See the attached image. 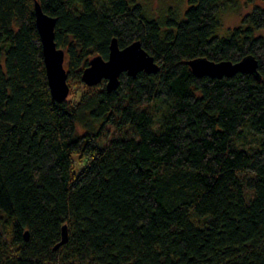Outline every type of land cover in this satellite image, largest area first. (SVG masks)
<instances>
[{
	"label": "trees",
	"instance_id": "obj_1",
	"mask_svg": "<svg viewBox=\"0 0 264 264\" xmlns=\"http://www.w3.org/2000/svg\"><path fill=\"white\" fill-rule=\"evenodd\" d=\"M227 1L160 22L135 0H0V264H264V9L219 36ZM37 4L71 79L113 39L140 40L159 71L56 100ZM250 55L259 77L189 64Z\"/></svg>",
	"mask_w": 264,
	"mask_h": 264
},
{
	"label": "water",
	"instance_id": "obj_2",
	"mask_svg": "<svg viewBox=\"0 0 264 264\" xmlns=\"http://www.w3.org/2000/svg\"><path fill=\"white\" fill-rule=\"evenodd\" d=\"M37 27L42 41L44 62L51 93L58 101L65 100L70 92L68 73L65 68V51L56 43L57 19L44 13L36 5ZM193 71L199 76L223 77L233 76L239 72L259 75V59L247 56L240 61L224 60L216 62L208 58H199L189 62ZM160 69L153 55L142 45L140 40L134 41L121 48L116 39H113L109 58L97 56L90 61V66L84 71L83 80L88 86H95L107 80L108 90L115 89L120 83L123 73L137 75L142 71L157 73ZM28 239V233H26ZM68 238L66 226L63 228V239L56 249L66 243Z\"/></svg>",
	"mask_w": 264,
	"mask_h": 264
},
{
	"label": "rangeland",
	"instance_id": "obj_3",
	"mask_svg": "<svg viewBox=\"0 0 264 264\" xmlns=\"http://www.w3.org/2000/svg\"><path fill=\"white\" fill-rule=\"evenodd\" d=\"M139 2L146 15L151 19H156L160 22H164L170 15H175L178 18H182L186 9L188 8V0H135ZM256 8L264 9V0H229L223 3L219 9V17L221 25L217 31L219 36H225L237 26H239L243 19ZM264 35V28L258 32ZM65 68L67 70V59L65 57ZM68 83L70 86V92L68 98H79L82 92L87 90V86L78 79H71L68 76ZM100 84V83H99ZM96 86V85H95ZM80 133H83V128L79 127ZM118 132L112 125H106L101 129V136L99 141L107 143L108 140L114 136H117ZM249 145H254L256 142L252 135L246 138ZM77 162V161H76ZM80 165L77 162V166ZM250 176V175H248ZM250 194V191H248Z\"/></svg>",
	"mask_w": 264,
	"mask_h": 264
}]
</instances>
